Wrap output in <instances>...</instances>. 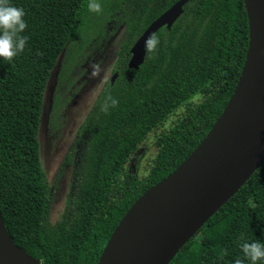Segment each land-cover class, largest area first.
I'll return each mask as SVG.
<instances>
[{
    "label": "trees",
    "instance_id": "obj_1",
    "mask_svg": "<svg viewBox=\"0 0 264 264\" xmlns=\"http://www.w3.org/2000/svg\"><path fill=\"white\" fill-rule=\"evenodd\" d=\"M177 1L99 0L101 14L126 24L118 77L76 131L61 172L71 170L67 205L53 224L40 158L44 97L58 59L84 41L93 12L88 0H10L25 10L28 42L13 61L0 58V210L15 244L43 264H98L131 206L198 147L232 96L249 46L243 0H189L172 28L156 33V51L138 70L128 67L135 42ZM108 95L119 103L105 113ZM60 107L55 95L53 120ZM150 135L157 154L139 177L127 164ZM241 234L264 243V161L170 264H235L244 258Z\"/></svg>",
    "mask_w": 264,
    "mask_h": 264
},
{
    "label": "water",
    "instance_id": "obj_2",
    "mask_svg": "<svg viewBox=\"0 0 264 264\" xmlns=\"http://www.w3.org/2000/svg\"><path fill=\"white\" fill-rule=\"evenodd\" d=\"M249 46L241 76L223 113L198 147L131 206L106 244L98 264H170L264 161V0H243ZM189 0H179L153 21L131 48L128 67L145 62V40L168 30ZM118 77H111L113 85ZM156 222L138 239L119 246L141 221ZM0 264H43L18 247L0 210Z\"/></svg>",
    "mask_w": 264,
    "mask_h": 264
},
{
    "label": "rangeland",
    "instance_id": "obj_3",
    "mask_svg": "<svg viewBox=\"0 0 264 264\" xmlns=\"http://www.w3.org/2000/svg\"><path fill=\"white\" fill-rule=\"evenodd\" d=\"M84 41L73 43L60 56L48 81L39 129L40 158L47 182L52 188L50 220L57 224L67 205L71 170L63 165L78 127L92 107L105 83L111 79L126 24L109 13H93ZM98 62L106 70L103 79H90L88 65ZM62 75V76H61ZM55 95L60 98V111L52 119ZM156 139L150 135L138 153L127 164L128 171L145 177L157 154ZM61 175V176H59ZM58 177H60L58 179ZM143 227L149 224L141 223ZM198 237H200L198 235Z\"/></svg>",
    "mask_w": 264,
    "mask_h": 264
},
{
    "label": "clouds",
    "instance_id": "obj_4",
    "mask_svg": "<svg viewBox=\"0 0 264 264\" xmlns=\"http://www.w3.org/2000/svg\"><path fill=\"white\" fill-rule=\"evenodd\" d=\"M87 8L90 12L101 13L103 11L99 0H88ZM25 10L22 7L13 5L10 0H0V58L5 61H13L20 53H23L28 42V37L22 35L28 24L25 20ZM159 44V38L154 33L145 40L146 53H154ZM36 55L43 56V52ZM90 79H103L102 73L105 69L98 62L93 61L88 65ZM110 102V104H109ZM119 101L108 95L101 110L107 113L108 108L116 107ZM240 249L243 259L237 258L235 264H244L245 259L250 264H258L264 261V243L259 241H248L244 235L240 237Z\"/></svg>",
    "mask_w": 264,
    "mask_h": 264
},
{
    "label": "bare ground",
    "instance_id": "obj_5",
    "mask_svg": "<svg viewBox=\"0 0 264 264\" xmlns=\"http://www.w3.org/2000/svg\"><path fill=\"white\" fill-rule=\"evenodd\" d=\"M155 222H156L155 220H153L151 222L141 221L137 226H135L134 228L130 229L127 232L125 240L121 241L119 243V246H127L131 243L132 240L138 239L141 235L144 234L145 230L148 227H143V225H141V223H146V224H149V226H150V225L154 224Z\"/></svg>",
    "mask_w": 264,
    "mask_h": 264
}]
</instances>
